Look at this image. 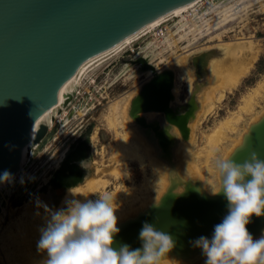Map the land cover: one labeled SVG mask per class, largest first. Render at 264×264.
Wrapping results in <instances>:
<instances>
[{
	"label": "water",
	"instance_id": "95a60500",
	"mask_svg": "<svg viewBox=\"0 0 264 264\" xmlns=\"http://www.w3.org/2000/svg\"><path fill=\"white\" fill-rule=\"evenodd\" d=\"M194 1L0 0V175L7 170L13 177L23 154L30 158L57 138L60 122L54 124V116L105 62L160 20ZM130 51L123 62L135 63L139 72L151 70L152 74L130 100L128 116L158 150L159 159L171 161L178 138L173 128L178 129L180 140L188 139L200 85L193 82L185 101L175 104L174 70H158L141 53L134 56ZM209 52L190 60L196 79L205 71ZM74 111L71 108L68 117ZM149 112L155 116L147 118ZM51 119L52 125L48 124ZM252 150L264 158V112L249 124L226 159L242 163ZM177 178H170L158 198L162 199L159 208L152 202L118 222L120 231L113 247L128 244L140 248L139 232L147 221L173 236L175 247L168 255L191 260L202 253L190 241L211 238L214 226L228 212V201L222 192L206 193L198 181ZM221 186L220 176L216 191ZM263 228L264 216L253 215L248 225L251 234Z\"/></svg>",
	"mask_w": 264,
	"mask_h": 264
},
{
	"label": "rangeland",
	"instance_id": "374dc122",
	"mask_svg": "<svg viewBox=\"0 0 264 264\" xmlns=\"http://www.w3.org/2000/svg\"><path fill=\"white\" fill-rule=\"evenodd\" d=\"M229 1L231 5L238 0ZM211 2L212 0H203L202 3L205 5ZM192 13L196 18V27L192 26L189 18L186 17L188 13L173 17L141 35L119 55H114L105 62L78 88L71 103L55 118L54 124L60 122L61 130L57 139L48 149L34 153L28 158L22 168L16 171L14 177L0 189V229L4 227H6L4 231L8 229L4 237L1 235L4 234L3 230H0V264H23V257L32 260L31 256H25L28 249L24 248V242H20L22 238L17 240L16 236L13 235L14 239L9 236L10 229L18 233L17 219L26 223H37L36 231L40 234L39 229L44 226L49 216L46 209L47 213L42 212L44 209H39L40 211L33 209L36 203L48 201V210L52 211L66 207L64 199L69 189L82 186L90 178L99 176V173L104 175L103 178L112 181L106 187V191L113 190L116 184L130 185V181L121 177L116 179L109 174V171L121 165L118 166L113 162V156L116 155L112 146L115 143V135L103 121L105 113L115 99L133 90L138 82L147 78V74L144 73L133 74L136 70L134 63L123 62L131 53L130 50H133L134 56L141 53L145 57H151L156 67L163 69L168 63H173L203 47L239 41L252 46L253 52L256 53L253 64L247 68L236 84L233 80L228 81L230 83L226 86L225 95L221 100L216 99L217 106L198 126L194 142V149L198 152L205 150L202 148L206 140L203 133H209L216 123L228 117L233 111L239 112L245 103V97L259 85L261 89L259 87V91L256 92L254 107L255 110L261 109L264 105V6L261 7L259 3L247 9H238L234 14L235 17L226 21L222 16L217 19L219 15H216V12L204 16L202 9H197ZM177 80L180 93L177 94V100L183 102L192 88V82L190 87L187 79L179 77ZM230 86L233 87L228 89ZM256 101L259 104H256ZM71 108L80 115L67 123ZM248 113L245 110L240 112L246 119ZM132 124L134 125L133 122ZM64 150H66L65 155L60 160V154ZM213 161L212 159L210 162ZM129 163L125 171L136 182L141 181L143 178L141 167L134 160ZM75 180L76 183L70 185ZM98 191L94 195L96 199L98 195H102L101 190ZM34 210L38 212L34 213ZM262 231L254 234L253 237L260 238ZM38 239L32 236L26 242L31 247L29 253L33 254ZM29 260H26L25 264H32Z\"/></svg>",
	"mask_w": 264,
	"mask_h": 264
},
{
	"label": "bare ground",
	"instance_id": "6f19581e",
	"mask_svg": "<svg viewBox=\"0 0 264 264\" xmlns=\"http://www.w3.org/2000/svg\"><path fill=\"white\" fill-rule=\"evenodd\" d=\"M202 2L203 0H195L194 2L166 16L141 35L150 32L152 28L159 26L165 21H168L169 19L176 16H181L184 13H188L186 17L189 18L191 25L196 27V18L193 15L192 11L197 9H202V14L204 16L212 12H216V15H219L217 19H220V17L222 16L226 21L230 18L235 17L234 14L238 12V9H247L259 3H261V7L264 6V0H238L231 5H229V3H231V1L229 0H212L210 4L205 5H203L204 3ZM204 28L205 26H203V29ZM195 34H197V32H195ZM140 36H138L137 38H139ZM131 43H129L127 46H130ZM226 43H221L213 47L207 46L206 48L203 47L202 49H197L194 51V53H188V55L177 59L173 63H168V66H166L172 68L175 73V82L172 89L175 104L181 102L177 100V94L179 93V85L177 79L179 77L187 79L189 85L191 82H197V84L200 85L196 92V101L198 103V108L196 110L197 112L194 119L188 123L190 130L188 139L185 141L180 140L178 129L176 127L173 128V133H176L178 138L177 143L172 148L171 161H167L166 159H159V157L157 156L158 150H156V148H154V146H152L150 142L146 140L141 132L135 128L128 116L130 100L140 89V86L143 82L140 81L134 86L133 90L126 92V94L124 95H121L120 97L115 99L112 104H110L103 120L107 128L113 131L115 135V143L112 146L115 149L116 155L113 156V162L118 164V166L121 165L120 167H116L113 170L109 171V174L116 179L121 177L125 180L130 181V185H125V187L120 183L116 184L113 190L106 191V187L112 181L103 178L102 176L104 175L99 173V176L92 177L82 186H77L74 188L75 191L82 193V195L73 197L69 192L64 200L73 198H77L80 200H95L96 197H94V195L96 191L101 190L102 195L110 194L114 198V203L117 207L116 214L118 216V222H120L121 220L136 215L140 210L146 208L150 203L158 200V198L169 185L170 178L179 177L183 180L190 179L193 181H198L202 190H204L208 194H212L213 190L216 191L220 185V173L215 166V161L220 158L226 159L234 146H236L240 142L242 134L247 130L249 124L252 121L256 120L264 112V105L261 107V109L257 110H255L254 107V98L257 94L256 92L259 91V85L257 88L252 89V92L245 97V103L241 106L239 112H237L238 110L233 111L228 117L222 119L219 123H216V125L210 129L209 133H203V136H206V140L202 148H204L205 150L198 152L194 149V142L197 136L196 132L198 126L201 125L200 123L202 122V120L205 119L206 116L210 114L212 110L217 106L216 99H222L227 89L226 86L229 85L232 80L236 84L240 77L246 72L247 68L251 64H253V61L256 57V53L253 52L252 46L243 43V41L231 42L228 44ZM126 47H124L123 49H125ZM123 49L116 55H119V53H121ZM209 50V55L205 60V71L200 76V78L196 79L195 69L190 64V60L194 55L205 53ZM146 58L155 67L157 66L152 62L151 57ZM134 66L136 67V70H134L133 74H141V72L138 71V65L134 63ZM156 69L158 68L156 67ZM143 73L147 74V78H149L152 74L151 70H147ZM232 87L233 86H230L228 89H231ZM256 104H259L258 101H256ZM65 108V106H62V108L54 117H58ZM243 110H245V112H249V116L247 119L240 114V112H242ZM79 115L80 113L78 111H74L69 117L67 123H70L73 118H76ZM145 116L147 118H152L155 116V113L149 112L145 114ZM53 122L54 121L51 119L48 124L52 125ZM60 132L61 130L59 128L57 134L54 135V138H56V136H58ZM52 140L51 142L47 143L43 151L50 147V144L53 142ZM33 148V144L31 143V155L34 152ZM65 152L66 150L62 151V153L60 154V160L65 155ZM27 159V154H23L20 157L16 164L17 172L22 168ZM212 159L214 161L211 163L210 161ZM131 160L137 162L141 167L143 178L139 182H136L125 171V167L130 164L129 162ZM7 183L8 181L4 182L0 186V189ZM45 206L48 210V201L45 203L43 201H40L39 203H36L32 208L38 210L44 209V211L42 212L47 213L45 211ZM35 211L36 210H34V213ZM16 225L18 227V233L10 229L11 227L8 226L10 227L9 229L11 233L9 237L12 236L13 238L14 235L17 237V240L22 238V241L20 242H24V248L26 247V249H28V252L25 256H33L32 258L30 257V259L32 260H29L28 257H23V264H25L28 260L32 261V264H42V261L46 258V253H40L37 251V243H35L36 246L33 250V254L29 253L31 252V247L29 244H26L28 239L30 240V237H40V234H38L39 232L36 231L37 223H26L20 219H17ZM4 228L0 229L3 230L2 233L4 232V234H1L2 237H4L8 231V229H5L4 231ZM260 234L264 235V231H262ZM205 260L206 257L203 255V253L191 260L167 255L162 260L161 264H205Z\"/></svg>",
	"mask_w": 264,
	"mask_h": 264
},
{
	"label": "clouds",
	"instance_id": "9594fccd",
	"mask_svg": "<svg viewBox=\"0 0 264 264\" xmlns=\"http://www.w3.org/2000/svg\"><path fill=\"white\" fill-rule=\"evenodd\" d=\"M222 186L213 195L223 193L228 212L214 226L211 238L200 236L190 241L202 249L205 264H264V235L255 239L248 229L253 215L264 216V158L256 150L242 163L234 159L215 161ZM12 173L4 171L0 181H10ZM73 197L82 195L70 188ZM160 200L153 207L159 208ZM67 206L47 210L49 218L42 226L37 251L46 253L42 264H161L175 247L168 232L145 221L139 232L141 247L128 244L113 247L119 233L117 207L110 194L98 198L66 199Z\"/></svg>",
	"mask_w": 264,
	"mask_h": 264
},
{
	"label": "trees",
	"instance_id": "16d2710c",
	"mask_svg": "<svg viewBox=\"0 0 264 264\" xmlns=\"http://www.w3.org/2000/svg\"><path fill=\"white\" fill-rule=\"evenodd\" d=\"M76 183V180L75 181H73L70 185H73V184H75ZM69 184H68V186H70Z\"/></svg>",
	"mask_w": 264,
	"mask_h": 264
}]
</instances>
